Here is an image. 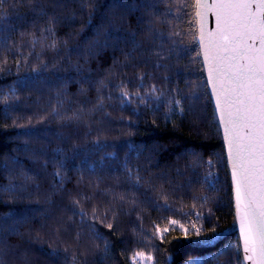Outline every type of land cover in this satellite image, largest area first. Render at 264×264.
Here are the masks:
<instances>
[{"label":"trees","instance_id":"trees-1","mask_svg":"<svg viewBox=\"0 0 264 264\" xmlns=\"http://www.w3.org/2000/svg\"><path fill=\"white\" fill-rule=\"evenodd\" d=\"M191 3L0 0V264H246Z\"/></svg>","mask_w":264,"mask_h":264},{"label":"snow or ice","instance_id":"snow-or-ice-1","mask_svg":"<svg viewBox=\"0 0 264 264\" xmlns=\"http://www.w3.org/2000/svg\"><path fill=\"white\" fill-rule=\"evenodd\" d=\"M164 2L171 6L176 0ZM190 7L193 9L190 23L198 29L200 54L224 130L244 260L248 264H264V0H192ZM181 12L182 6L177 7L174 13L177 20ZM209 14L214 17L211 28ZM164 22L162 19L161 23ZM158 35V30L153 29V38ZM170 35L180 33L173 30ZM157 92L154 85L147 95L159 100ZM131 95L140 97L141 93L121 92L124 100ZM192 98L199 100L195 93ZM140 102H144L143 98ZM171 103L184 111L182 100ZM205 182L211 186L210 180ZM196 215L199 217L201 213ZM92 219H96L95 211ZM168 224L175 226L180 222L169 219ZM106 227L111 229L113 225ZM169 230L156 226L155 235L163 239ZM196 231L199 233L200 229ZM151 260V254L138 251L133 253L131 264H148Z\"/></svg>","mask_w":264,"mask_h":264},{"label":"water","instance_id":"water-1","mask_svg":"<svg viewBox=\"0 0 264 264\" xmlns=\"http://www.w3.org/2000/svg\"><path fill=\"white\" fill-rule=\"evenodd\" d=\"M208 27H210V28H211V27H214V17H212L211 14H209V16H208ZM201 55H202V54H201ZM202 60H203V65H204L203 55H202ZM204 69H205V74H206L207 83H208V76H207V70H206V68H205V65H204ZM208 87H209V92H210V95H211V99H212V102H213L214 108H215V110H216L215 98H214L213 95H212L211 87L209 86V84H208ZM216 113H217V116H218V119H219V114H218L217 110H216ZM219 122H220V119H219ZM220 125H221V124H220ZM221 129H222L223 138H224V130H223V127H222V126H221ZM224 143H225V141H224ZM225 148H226V152H227V146H226V144H225ZM227 157H228V155H227ZM229 167H230V172H231V166H230V164H229ZM231 178H232V172H231ZM235 208H236V205H235ZM237 229H238V232H239L240 242H241L242 251H243L244 244H243V241H242V239H241V233H240V226H239V224H238ZM244 256H245V253H244V251H243V257H244ZM245 263L248 264V262H246V261H245Z\"/></svg>","mask_w":264,"mask_h":264},{"label":"rangeland","instance_id":"rangeland-1","mask_svg":"<svg viewBox=\"0 0 264 264\" xmlns=\"http://www.w3.org/2000/svg\"><path fill=\"white\" fill-rule=\"evenodd\" d=\"M138 259H143V258H138ZM197 259L199 260V257ZM148 263H150V261Z\"/></svg>","mask_w":264,"mask_h":264}]
</instances>
